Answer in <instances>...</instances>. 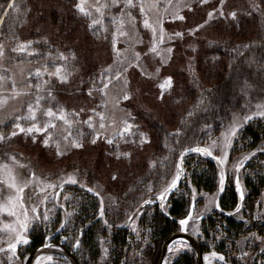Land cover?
Returning a JSON list of instances; mask_svg holds the SVG:
<instances>
[{"label":"trees","instance_id":"obj_1","mask_svg":"<svg viewBox=\"0 0 264 264\" xmlns=\"http://www.w3.org/2000/svg\"><path fill=\"white\" fill-rule=\"evenodd\" d=\"M10 1L0 0V5L4 8ZM207 1L205 4L197 0L190 2L192 8L187 20L192 23L191 31L198 25L204 27L199 28L185 43L178 44L167 69L171 72L173 85L159 102L164 109L152 108L135 97L125 104L131 111L129 122L134 126L133 134L115 137L113 143L107 145L108 151L103 144L90 146L89 152H96L97 155H84L87 150H82L81 158L74 163L77 167L83 165L81 170L89 180L95 181L96 174L103 175L107 180L106 186L114 193L109 198L114 200V204L106 201V205L111 206L106 208L104 214L114 229L111 236L113 264H120L125 259L132 260L133 256L134 263H142V249L137 242H126L127 231L119 230L117 225L119 217L126 212H131V219L135 221L142 213L154 211L152 217L146 220V227L152 229L150 237L153 247L143 255L147 253L149 260L155 262L163 240L180 230L179 221L189 213L186 194L179 195L185 181L192 177L198 191L210 194L217 190V160L194 156L195 152L190 149L197 147L211 130L217 134L231 120L233 112L245 102L238 93V83L241 86L245 81L264 83V0ZM14 3L17 7L20 4L23 9L21 14H16V7L9 10L6 16L9 38L20 33L22 37H28L23 41H33L32 48L39 52L36 56H43L36 60L37 63L44 62L45 56L54 54L55 49L75 51L79 58L77 66L80 74L71 84L60 87V95L68 102L87 104L90 101L89 90L103 85L101 74L105 70L102 63L109 51L112 24L107 23V29L100 26H96L95 30L89 28L91 19L73 10L69 0H27L24 5L23 0H14ZM209 12L213 13L214 19L209 20ZM221 12L223 15H220ZM232 13L236 14L234 19ZM173 131L180 135H172ZM141 134L146 143H141ZM263 134L261 123L247 126L234 146V154L256 148ZM117 156L120 158L117 159ZM174 162L183 168L178 190L167 202L147 206L135 216L145 203L140 202L164 186ZM254 171L247 182L250 194L246 199L252 218L256 216L253 212L264 188V168L257 167ZM158 182L160 184L156 187ZM69 203L78 212L73 217L75 226L72 236L73 243L80 241L78 251L82 255L76 256L82 264H96L100 256V238L107 231V226L102 223L104 218L100 216L102 202L93 193L73 197ZM240 203L238 192L229 184L219 200L221 210L233 212ZM259 206L257 204L258 210ZM216 220L209 218V226L205 221L203 233L214 240L221 235L219 246L222 248H218V251L228 250L231 245L238 250L247 242L250 246H256L255 237L250 242L244 241L247 237L245 224L236 222L234 218ZM251 226L263 235L260 222L254 220ZM53 233L48 226L36 224L30 234L32 250L50 243L48 249L51 252L57 250L56 245H64L71 252L70 246L59 241L62 233ZM199 243L204 250L203 243ZM66 257L68 261L71 260L69 256ZM247 260L254 264L251 259ZM175 264H194V260L186 254Z\"/></svg>","mask_w":264,"mask_h":264},{"label":"rangeland","instance_id":"obj_2","mask_svg":"<svg viewBox=\"0 0 264 264\" xmlns=\"http://www.w3.org/2000/svg\"><path fill=\"white\" fill-rule=\"evenodd\" d=\"M26 1L27 0H23L22 5H24ZM191 1L193 0H143L146 12L141 15L139 11V0H134V3H137V7L130 9L132 16L135 18V26L133 27L127 15L121 16L120 9L124 7L123 0H121L119 7H112L111 0H85L86 9L92 13L91 17H89L91 21L92 19H101L100 13L96 11V8L100 7L103 12L102 28L107 29V23H111L113 28L109 51L106 53L102 63V69H110L111 83H109V87L104 92L93 90L97 89V87L91 89L93 90V94L89 96L90 101L87 104L68 102L66 98L64 99L60 95V87L64 85L67 86L69 83L71 84V81L80 74L77 66L79 61L78 54L75 53V51L55 49L54 54L45 56L44 62L37 63L36 60L43 56H27L26 54L18 55L17 53H13L11 49L20 43H27V41L23 40L28 39V37H22L19 33L15 37L9 38V31L7 30V23L5 21L7 15L5 16L4 12L0 11V45H3L5 51V59L0 60V76L5 77V80L0 81V121H3V123H0V135L6 137L0 140V206L7 204L10 198H14L17 195L14 188L8 187L9 184L15 183L17 186H23L25 183L28 184V187L24 188L23 208L20 207V202L17 201L14 208L15 215H8V208L6 207L0 208V248L7 250L9 242H15L16 232L9 231L6 226L11 225L19 232L20 229L17 221L18 218L19 220L24 219L25 210L27 211L30 221L28 224V231L24 233L30 243L27 245H18L15 256H13L10 251L0 252V264H23L26 262L33 249L31 248L30 234L36 224L48 226L52 229L54 235L59 232L62 233L59 237V241L70 246L72 248L71 250L80 257L81 252L78 251L80 246L78 248L75 246L76 242L73 243L74 239L72 236L75 226L73 217L78 212L71 208V203L69 202L73 197L79 198L86 194L95 193L99 201L102 202L101 207H103V209L105 208L104 214H106V208L111 206V204L106 205V201H110L114 204V200L111 201L109 199L114 196L112 195L114 193L106 186L107 180L103 175L96 174L95 181L89 180L81 170L84 168L83 165L77 167L74 163L81 158L82 150H87L83 153L84 155L86 153L91 157L97 155L96 152H89L90 149L88 148L90 146L103 144L105 150L108 151L107 145L109 143H107V140H113L115 137L120 136L126 124L132 125L129 122L131 111L125 104L134 100L135 97L146 102V104L152 108L164 109L159 102L163 100L161 99V95H163V98L167 96L166 92L169 88L161 89L160 85L163 84L168 77H172L171 72L167 69L175 56L178 44L185 43L188 38L193 35L190 27L192 23L187 20L192 8ZM197 1H200V4H205L204 0ZM10 2H14V0ZM69 2L73 4V10L77 11L76 4L79 3V0H69ZM104 5L109 6L104 7ZM18 6L19 7L16 8V14H21L23 7H21L20 4ZM4 10H7V6L4 7ZM7 11L10 12L9 10ZM176 12L183 16L184 20H174L173 13ZM113 17H115L117 21L123 19L124 24L121 30L128 33V35H119L117 31L118 24L113 23ZM158 18L163 21L164 43L158 44L157 52L154 53L150 51L153 45L152 32L150 29L144 27V20L147 19L150 24L154 25ZM97 26L101 27V25ZM175 32H182L183 38L175 37ZM194 33H197V31ZM169 37L172 38L169 39ZM114 39L116 40V50L122 53L119 62H117L116 52L113 50ZM169 48L172 49L171 53L167 51ZM36 53L39 54L38 51H36ZM61 53L68 57L67 61L59 59V54ZM136 53H139V60L135 58ZM73 56L75 57L74 59ZM129 61H131V63H129ZM62 65L65 66V71L70 73L68 81L66 83H61L55 76L50 77L45 74L43 80L48 81V84L41 93H37L36 85L42 83V81H38L29 74L34 73L37 68L43 72L45 67L47 68V72L52 73L55 72L56 67ZM117 75L119 76L118 79ZM108 76L109 73H107L105 79H107ZM13 81H15L17 85L15 91L29 92L30 95L14 97L12 87ZM27 84H31L32 88H27ZM237 89L239 95L245 99V102L240 104V107L233 112L231 120L226 122L217 134L211 130L205 135L201 142L196 145L197 147H209L213 153L211 158L217 160L219 164L217 190L210 194L203 190H196L192 182V177L185 181L184 188L179 190V195L183 193L186 194V198L189 201V211H192V219L184 228L180 225L179 231L189 233L203 243L204 257H209L207 261L204 259L205 264H251L247 260L250 259L251 249L250 243L248 242L238 250L231 245L228 250L225 248L224 251H218V248L220 250L222 248L219 246L222 241L221 235H218L214 240L203 233V223L206 221L209 226V218H217L222 221L234 218L236 222L245 224V231L247 232V237L244 239L245 242L247 240L250 242L252 237L264 238V202L261 200L264 188H262L260 197L256 202L255 211L253 212L256 215L254 218H252L246 203L247 196L250 194L247 182L250 181L251 175L255 172L254 168H264V151H261V149H264V134L256 148L245 150L238 154L235 153L236 155L234 154V146L240 139L242 131L247 126L261 123V126L264 128V116L258 114L260 111H264V83L259 84L257 82L245 81L242 86L238 83ZM48 90L52 92L54 99H47ZM125 94L129 96L128 100L123 99ZM37 95H44L46 98L41 101L40 109L36 112V123L43 126L48 120V117L44 115V111L47 108L51 107L53 111H56L58 108H63L64 111L69 114L79 113L78 116L70 115L69 119L73 121L72 127L69 128L61 120H55L54 123L56 124V128H50L48 132L44 134H35V143H33L32 136L24 133H19V135L15 137L11 136L14 130L18 131L14 128V124L17 122L16 117L28 115V103L31 102L34 105ZM93 110L105 117L103 121L105 124L104 129L99 128L101 122L100 116L94 115ZM89 116H93L95 130L83 123ZM248 116H252L253 119L247 121L245 118ZM19 123L23 127H30L34 121L20 120ZM233 126H237L239 130L237 135L231 138V147L225 148L223 146V136L225 133L229 132ZM133 130L134 126L132 125L131 132ZM69 132L72 133V137H70L68 141H65L64 137L68 136ZM80 133H82V135H79ZM173 134L180 135L177 131H173L172 135ZM97 135L98 138L96 139V143L93 144L91 141L93 138H96ZM47 136H51V139L49 140V145L45 147L43 140ZM77 136L83 144L81 148H74L71 146V139ZM124 136L128 135L125 134ZM213 140L217 141L218 147L211 148V142ZM57 144H59V149L57 148ZM166 149L167 152L170 151V147ZM58 150L63 154L57 155ZM225 153H227V161L221 164L219 163V159ZM252 153H255V155H251ZM167 154L169 155V153ZM194 156L208 157L196 152ZM245 156H250L251 158L244 161L243 165H241L240 162ZM237 169H239V171H237ZM222 173L224 175V190L230 184L233 185L237 191L236 184L237 180H239L240 189L244 193L243 201L236 207V209L238 207L240 208L239 212H237L236 209L233 212H225L221 210L220 206L216 207L224 192L220 191V177ZM176 174L177 165H175L174 162V164H172L170 177L164 186L157 190L154 195L143 199L140 203L146 200L157 199L159 194L163 192L176 177ZM262 175H264V171ZM69 176H73L77 180V183H64ZM48 184H56L57 187L48 188ZM159 184L160 182L157 183L156 187ZM60 185L63 186L61 187ZM41 189H45V191H41ZM88 189L92 191H88ZM97 193H99V195H97ZM42 200H45V202L41 203ZM193 204L195 205L194 208ZM257 204H260L259 210L257 209ZM32 208H36L37 212L34 213ZM162 210H164V206ZM45 212L49 217L48 220L43 219V214ZM153 212L147 211L142 213L135 221L131 219L132 213L126 212L123 217H119L120 219L117 224L119 230L127 231L126 242H137L143 254L145 251L148 252L149 248L153 247L150 237L152 229L146 227V220L152 217ZM254 220L260 222V225L263 227V235L258 230H254L251 226ZM105 221H107V224H105ZM102 223L107 226V231L105 236L100 238V256L96 264H113L111 236L114 229L113 226L110 225L112 223H109L107 217L104 218V222L102 221ZM220 231L222 232V230ZM147 233L150 235H147ZM239 240L240 239H238L237 242H239ZM102 241L103 243H101ZM256 242L257 248L259 246L264 247V242L260 239H257ZM177 247H181L182 249L179 253L175 251ZM104 248L108 249L107 255H105L103 251ZM170 249H173V251H168L163 264H175L177 260L186 254L192 256L194 264H196L193 251L186 242L179 240L175 242ZM213 251L218 255H224L226 258L225 262L212 258L211 253ZM243 252L249 253V257L245 261L238 259L242 256ZM133 254L136 255V252ZM143 254H140V258H142L141 264H154V261L149 260L147 253L146 255ZM48 257H51V260H49ZM133 258L134 256L132 260L125 259L120 262H124V264H137L134 263L135 259ZM80 262L82 263V261ZM35 264H69V262H66L60 255L53 254L41 255L36 259Z\"/></svg>","mask_w":264,"mask_h":264},{"label":"snow or ice","instance_id":"obj_3","mask_svg":"<svg viewBox=\"0 0 264 264\" xmlns=\"http://www.w3.org/2000/svg\"><path fill=\"white\" fill-rule=\"evenodd\" d=\"M204 2H207V0H204ZM221 3H223V0H221ZM120 4H121V0H111V6L112 7H119ZM123 5H124V7L120 9L121 16L127 15L129 17V19H130V23H132V25L134 27L135 26V24H134L135 18L132 16L130 9L137 7V3H134V0H123ZM108 6L109 5H104V7H108ZM16 7L17 6H16V4L14 2H10V3L7 4V10H12V9H14ZM7 10H4L3 6L0 5V11H3L5 16L9 14ZM76 10L81 15H84V16L91 17V15H92L91 11L87 10L86 7H85V0H79V3L76 4ZM96 11L100 13L101 19H92V22L89 25V28L94 29V30L96 29L97 25H101V27L103 25V12L101 11V8L97 7ZM139 11H140L141 15H143L146 12V8L144 6L143 0H139ZM220 15H223V12H221ZM235 15H236L235 13H232L233 19L235 18ZM208 18H209V20H212V19L215 18L212 12L208 13ZM173 19L174 20L175 19L184 20V17L179 15L178 12H176V13H173ZM112 20H113V23L118 24L117 31L119 32L120 36L128 35V33H126V32L121 30L123 28V24H124L123 19L117 21L116 18L113 17ZM207 22L208 21H205V23H207ZM162 23H163V21L161 19H159V18L155 21L154 25L150 24L147 19L144 20V27L147 28V29H150L151 32H152L153 45H152L150 51H152L154 53L157 52L158 44L164 43V29L162 27ZM202 27H204V25H198L197 29L192 30L193 34H194L195 31H198L199 28H202ZM174 36L178 37V38H183V33L182 32H175ZM171 38L172 37H169V39H171ZM33 43H34L33 41H28L27 43H20L16 47L12 48L11 51L13 53H17L18 55H22V54H26L27 56L38 55V53H36V51L32 48ZM113 50L116 52L117 62H119V58L122 55V53H120L119 51L116 50V40L115 39L113 40ZM167 51L169 53H171L172 49L169 48V49H167ZM74 58L75 57L73 56V59ZM135 58L137 60H139V53H136ZM3 59H5V51H4L3 45H0V60H3ZM59 59L62 60V61H67L68 57L64 56V54L61 53V54H59ZM129 63H131V61H129ZM5 71H7V70H5ZM125 71H126V68H125ZM105 73H109V76H108L107 79H105ZM105 73L101 74V83L103 84V87L102 88L93 89V90L104 92L109 87V83H111L110 69H106ZM45 74H47L50 77L51 76H55L57 79L60 80L61 83H66L68 81V77L70 75L69 72L65 71V66H63V65L59 66V67H56L55 72H52V73L47 72V68L46 67H45V70L43 72L39 68H37L34 73H30L29 74L30 76L34 77L38 81H42V83H38L36 85L37 93H41L44 90V87L48 84V81H44L43 80V76ZM118 78H119V76L117 75V79ZM3 80H5V77L4 76H0V81H3ZM172 85H173L172 77H168L164 81V83L160 85V88L161 89L171 88ZM16 86H17L16 82L13 81L12 82V87H13V96L14 97L15 96H21V95H23V96L30 95L29 92H17V91H15ZM26 86L29 89L32 88L31 84H27ZM93 90H89V92H88L89 96H91L93 94ZM45 98L46 97L44 95H37L35 97V104L34 105L31 102L28 103V107H27L28 115L27 116H17L16 117V121L17 122L14 124V128L17 129L18 131L14 130L11 133V136L15 137V136L19 135V133H24L26 135L32 136L33 143H35L36 142L35 134H44V133H47L50 128L51 129H55L56 128V124L54 123L55 120H61L69 128L72 127L73 121L71 119H69V117H70V115L78 116L79 113L69 114V113L65 112L63 108H58L56 111H53V109L51 107H49V108H47L44 111V115L46 117H48V120L43 124V126H40L39 123L35 122L37 120L36 112H37V110L40 109L41 101L44 100ZM47 99H49V100L54 99V97L52 95V92L50 90L47 91ZM123 99L124 100H128L129 96L125 94L123 96ZM161 99H163V95H161ZM81 111H83V110H81ZM93 114L100 116V121L101 122L99 124V128L100 129H104L105 128V124L103 123V121H104L105 117L103 115H101L100 113H97L95 110H93ZM258 114L260 116H264V111H260ZM189 115L191 116L192 113L190 112ZM245 119L247 121H250L251 119H253V117L252 116H248ZM20 120H31V121H34V123H32V125L30 127H23L19 123ZM0 123H3V121H0ZM83 123L86 124L89 128H92V129L95 130V125L93 123V116H89L88 119L86 121H84ZM131 129H132V125L126 124V126L124 127V129H123V131L121 133V137H123L125 134L132 135L133 133L131 132ZM238 130H239V128L237 126H233L230 129L229 132L224 134V136H223V146L225 148L231 147V138H234L237 135ZM79 135H82V133H80ZM70 137H72V133L71 132L68 133V136L64 137L65 141H68ZM5 138H6L5 136L0 135V140H3ZM97 138H98V135H97L96 138H93L91 142L93 144H95ZM50 139H51V136H47V137L44 138L43 144H44L45 147H47L49 145V140ZM146 142H147L146 139L141 134V143H146ZM70 143H71V146L74 147V148L83 147V144L80 142L78 136L75 137V138H72ZM107 143L112 144L113 140L112 139H108ZM216 147H218L217 141L213 140L211 142V148H216ZM57 148L59 149V144H57ZM190 151L196 152V153H200V154L208 156V157H211L213 155V153H212V151L210 150L209 147H193V148L190 149ZM261 151H264V149H261ZM62 154L63 153L60 152L59 150L57 151V155H62ZM124 155H128V154L125 153ZM183 155H184V153L181 154V160L183 158ZM251 155L254 156L255 153H252ZM119 158H120V156H117V159H119ZM250 158H251L250 156H245L243 158V160L240 162L241 165H243L244 161H246V160H248ZM226 161H227V153H225L219 159V163L224 164ZM5 167H7V166H5ZM21 167H23V166H21ZM181 171H182L181 165H177L176 177L172 180V182L169 184V186L163 192H161L159 194L157 199H159L160 201H164L166 195L177 187V183H178V181L180 179ZM237 171H239V169H237ZM115 178L116 177H113V179H115ZM64 183L76 184L77 180L73 176H69L68 179L64 181ZM223 185H224V175L222 173L221 177H220V191L221 192L224 191ZM60 186L62 187L63 185H60ZM8 187L9 188H14L15 191L17 192V195L14 198H10L8 203L3 205V206H0V208L6 207V208H8V215H15L16 213L14 211V208H15V203L17 201L20 202V207L23 208L24 188L28 187V184L25 183L23 186H17L15 183H12V184H9ZM47 187L48 188H55V187H57V185L56 184H48ZM236 187H237V191L239 192V198H240L241 201H243L244 193L240 189L239 180H237ZM41 191H45V189H41ZM88 191H92V190L88 189ZM97 195H99V193H97ZM29 198H31V197H29ZM45 200H46V197H45ZM45 200H42L41 203H44ZM151 202H152L151 200H146L145 204H148V203H151ZM194 206L195 205L193 204V208H194ZM216 207H219V204H217ZM32 211L34 213H36L37 209L36 208H32ZM236 211L239 212L240 208L238 207L236 209ZM37 215H39V214H37ZM230 215H231V213H230ZM100 216L101 217L104 216L103 207H101ZM43 219L44 220H48L49 219V217H48L46 212L43 214ZM191 219H192V211L190 210L189 213H188L187 218L182 219V220L179 221L181 227L184 228L186 225H188V223H189V221ZM17 222L19 224V229H20L19 232H17L16 228L11 226V225L6 226V228L9 231L16 232L15 242L14 243L13 242H9L8 249L5 250L4 248H0V252L10 251L12 253V255L15 256L18 245H20V244L27 245V244L30 243L29 239L26 237V235H24V233H27V231H28V224L30 222L29 219H28V215H27V211L26 210L24 212V219L23 220H19V218H18ZM105 224H107V221H105ZM62 227H63V225H62ZM255 239H260L262 242H264V238L255 237ZM101 243H103V241ZM45 246L48 247L49 245H45ZM75 246L77 248L80 246V241L79 240L76 241ZM181 250H182L181 247H177L175 249V251L177 253H179ZM103 251H104L105 255H107L108 249L104 248ZM169 251L171 252V251H173V249H169ZM261 252L264 253V248L261 249ZM211 257L216 259V260H218V261H221V262H225V260H226L224 255H218L215 251H213L211 253ZM248 257H249V253L248 252H243L242 256L239 257L238 259H240L242 261H245ZM10 259H11V257H10ZM48 259L51 260V257H48ZM204 259L207 261V260H209V257L206 256V257H204ZM261 264H264V261H261Z\"/></svg>","mask_w":264,"mask_h":264},{"label":"water","instance_id":"obj_4","mask_svg":"<svg viewBox=\"0 0 264 264\" xmlns=\"http://www.w3.org/2000/svg\"><path fill=\"white\" fill-rule=\"evenodd\" d=\"M182 167V166H181ZM182 174H183V168H182V171L180 173V179L177 183V187L175 189H173L171 192H169L166 197H165V200L164 201H160L159 199H153L151 200L152 202L151 203H148V204H142L140 206V208L138 209V211L136 212L135 216L140 212L142 211L145 207L147 206H153V205H156V204H161V203H165L167 202L170 197L178 190V188L180 187L181 183H182ZM179 240H182L184 242H186L187 244H189L193 249H194V252H195V255H196V258H197V264H204V260H203V252H202V248H201V245L200 243L197 241V239L188 234V233H185V232H181V231H177L171 235H169L168 237H166L163 242H162V245H161V248H160V251L158 253V256H157V259H156V262L155 264H163V261H164V258L165 256L167 255L169 249L171 248V246L179 241ZM45 245H49L48 247H46ZM37 249H34L28 259L26 260L25 263L23 264H35L36 262V259L38 257H40L41 255H47V254H50L51 251H49L48 248L51 247V244L50 243H47ZM70 256V258L72 260H74L73 262L75 264H78L77 260L69 253L68 254Z\"/></svg>","mask_w":264,"mask_h":264},{"label":"flooded vegetation","instance_id":"obj_5","mask_svg":"<svg viewBox=\"0 0 264 264\" xmlns=\"http://www.w3.org/2000/svg\"><path fill=\"white\" fill-rule=\"evenodd\" d=\"M261 200L264 202V192H262V195H261ZM264 206V204H263ZM56 251H52L50 254H47V255H53V254H58L60 255L66 262H69V264H75L73 261L74 260H69L67 259L66 256H69L68 254L70 253L74 258L76 257L77 258V254L74 253L72 250L71 252L68 250V248L64 245H56ZM188 246L192 249L193 251V254H194V257L196 258V255H195V252H194V249L188 244ZM202 248V247H201ZM264 248L263 246H259L258 249L256 248V246H251V249H250V259L252 262H254V264H261V261H264V253L261 252V249ZM33 251V250H32ZM31 251V252H32ZM202 252H203V260H204V250L202 249ZM258 252V254H257ZM75 255V256H74ZM70 257V256H69ZM75 258V259H76ZM166 258V257H165ZM164 258V260H165ZM157 259V258H156ZM78 264H82L80 262V260L77 258L76 259ZM156 262V261H155ZM154 262V264H155ZM164 263V261H163ZM120 264H124V262H121ZM196 264H197V258H196ZM204 264H205V261H204Z\"/></svg>","mask_w":264,"mask_h":264}]
</instances>
